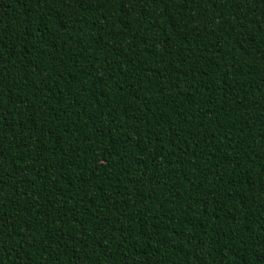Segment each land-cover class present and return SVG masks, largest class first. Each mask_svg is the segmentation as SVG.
I'll list each match as a JSON object with an SVG mask.
<instances>
[{
  "label": "trees",
  "instance_id": "1",
  "mask_svg": "<svg viewBox=\"0 0 264 264\" xmlns=\"http://www.w3.org/2000/svg\"><path fill=\"white\" fill-rule=\"evenodd\" d=\"M0 264H264V0H0Z\"/></svg>",
  "mask_w": 264,
  "mask_h": 264
}]
</instances>
